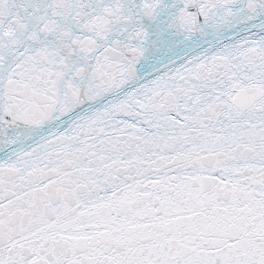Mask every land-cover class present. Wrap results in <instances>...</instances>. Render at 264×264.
<instances>
[{
	"label": "snow or ice",
	"instance_id": "obj_1",
	"mask_svg": "<svg viewBox=\"0 0 264 264\" xmlns=\"http://www.w3.org/2000/svg\"><path fill=\"white\" fill-rule=\"evenodd\" d=\"M0 264H264V0H0Z\"/></svg>",
	"mask_w": 264,
	"mask_h": 264
}]
</instances>
